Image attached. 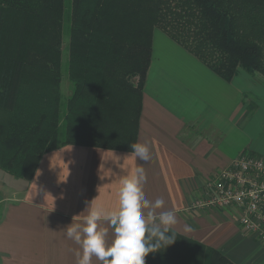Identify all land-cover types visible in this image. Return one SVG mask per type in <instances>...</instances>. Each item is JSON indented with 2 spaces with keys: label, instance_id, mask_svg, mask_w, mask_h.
<instances>
[{
  "label": "trees",
  "instance_id": "trees-1",
  "mask_svg": "<svg viewBox=\"0 0 264 264\" xmlns=\"http://www.w3.org/2000/svg\"><path fill=\"white\" fill-rule=\"evenodd\" d=\"M154 29L225 81L239 70L264 77V0H0V109L10 114L0 169L29 178L44 153L67 144L131 151ZM177 239L146 264H232Z\"/></svg>",
  "mask_w": 264,
  "mask_h": 264
},
{
  "label": "crops",
  "instance_id": "crops-1",
  "mask_svg": "<svg viewBox=\"0 0 264 264\" xmlns=\"http://www.w3.org/2000/svg\"><path fill=\"white\" fill-rule=\"evenodd\" d=\"M136 142L149 145L150 162L131 151L67 144L44 153L29 178L0 169V264H76L71 249L79 246L62 231L82 221L86 202L95 198L105 209L117 208L120 181L137 166L146 171V198L165 201L158 211L175 212L179 234L232 264H264V240L241 232L238 209L190 208L240 151L264 155L261 84L242 70L225 81L154 29ZM185 224L196 231L184 233Z\"/></svg>",
  "mask_w": 264,
  "mask_h": 264
},
{
  "label": "clouds",
  "instance_id": "clouds-1",
  "mask_svg": "<svg viewBox=\"0 0 264 264\" xmlns=\"http://www.w3.org/2000/svg\"><path fill=\"white\" fill-rule=\"evenodd\" d=\"M135 158L150 162L152 154L147 143L134 142L130 145ZM146 171L137 166L120 181L119 204L112 210L101 204L86 202L87 215L82 221L73 222L62 231L66 239L79 247L73 251L76 264H93V258L100 264H146L145 258L173 245L178 239L176 214L164 208L165 201L154 202L146 198L144 186ZM109 230L112 239L109 240ZM196 231L194 225L185 224L183 232Z\"/></svg>",
  "mask_w": 264,
  "mask_h": 264
},
{
  "label": "built area",
  "instance_id": "built-area-1",
  "mask_svg": "<svg viewBox=\"0 0 264 264\" xmlns=\"http://www.w3.org/2000/svg\"><path fill=\"white\" fill-rule=\"evenodd\" d=\"M234 207L244 235L264 240V155L240 151L230 166L215 173L191 209Z\"/></svg>",
  "mask_w": 264,
  "mask_h": 264
},
{
  "label": "rangeland",
  "instance_id": "rangeland-1",
  "mask_svg": "<svg viewBox=\"0 0 264 264\" xmlns=\"http://www.w3.org/2000/svg\"><path fill=\"white\" fill-rule=\"evenodd\" d=\"M66 47H67V38H66V36H64L63 40H62V44H61V49H62L61 51H62L63 59L66 56ZM248 75H250V74H248ZM250 76L259 84H261L260 81L264 79V77L261 74H259V73H255L254 76H252V75H250ZM131 81L133 83H135L136 82V78L131 79ZM59 92H60L62 97L68 96L70 94V92H71L70 82L68 81L66 75H64V74H63V76L61 78V81H60ZM248 98H254V97L253 96H248ZM9 117H10L9 112H6V111L0 109V123L1 124H6L8 119H9Z\"/></svg>",
  "mask_w": 264,
  "mask_h": 264
}]
</instances>
